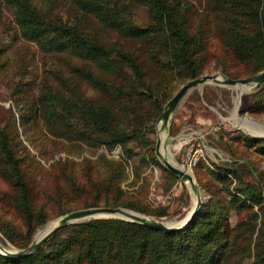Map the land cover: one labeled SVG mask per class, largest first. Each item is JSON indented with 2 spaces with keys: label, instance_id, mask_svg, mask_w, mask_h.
<instances>
[{
  "label": "rangeland",
  "instance_id": "rangeland-1",
  "mask_svg": "<svg viewBox=\"0 0 264 264\" xmlns=\"http://www.w3.org/2000/svg\"><path fill=\"white\" fill-rule=\"evenodd\" d=\"M29 1L52 20L78 26L102 42L116 44L136 55L148 71L147 79L154 88L156 100L153 103L139 97L128 103L137 116L135 130L139 135L126 144H116L118 154L110 151L114 146L95 141L104 135L97 133L85 141L57 132L52 121L44 120L43 106L48 102L43 94L79 90L85 99L103 102L104 96L87 83L80 70L91 68L102 77L105 73L94 65L22 38L9 1L0 0V127L20 160L38 216L37 227L27 246L45 225L68 212L92 207H121L165 222L184 220L195 206L193 194L186 183L164 166L155 153V144L159 135L158 119L165 104L192 78L177 68H160L156 72L155 60L151 59L145 42L119 36L92 14L82 12L77 6L78 0ZM122 2L120 15L139 26L149 24L145 6L129 0ZM194 2L202 11L204 1ZM206 29V59L196 77L223 73V63H232L215 15L210 17ZM230 66L227 67L231 68L230 72L246 75L241 64L238 68L234 64ZM254 91V85L246 86L240 93L237 87L205 83L188 92L171 117L168 144L173 159L194 178L202 203L214 195L230 197L235 183L233 176L221 168L223 162L234 163L242 179L255 183L264 193V155L257 143L247 140H264V107L261 103L254 104ZM115 107L118 117L123 119L120 99ZM53 122L70 124L69 119ZM218 170L225 176L224 181L214 175ZM15 206L14 191L0 170V222L19 228L21 221ZM155 209L165 210L166 215L158 217L149 213ZM261 214L264 216V210H258V206L228 208V221L235 227L236 239L223 264L254 263L255 245L264 244ZM0 244L11 250L23 249L10 244L1 231Z\"/></svg>",
  "mask_w": 264,
  "mask_h": 264
},
{
  "label": "trees",
  "instance_id": "trees-1",
  "mask_svg": "<svg viewBox=\"0 0 264 264\" xmlns=\"http://www.w3.org/2000/svg\"><path fill=\"white\" fill-rule=\"evenodd\" d=\"M14 12V21L22 38L47 46L61 53L94 65L105 73L102 77L91 68L80 70L82 77L104 101L94 103L83 97L79 90L68 93L47 91L43 99L46 123L52 121L57 132L69 133L82 140L104 135L103 142L110 147L126 144L139 135L135 130L136 114L128 105L142 97L155 102L154 88L148 82V71L136 55L116 44L108 45L78 26L61 20H52L42 14L29 0H8ZM145 6L149 24L139 26L120 15L122 0H78V8L98 18L119 36L145 42L153 68L182 69L188 78H196L206 59L207 29L210 17L220 23L221 38L232 62L223 63L221 71L230 78H244L264 69V35L261 28L262 0H203L202 11L195 0H129ZM199 1V0H196ZM241 64L245 76L236 71ZM230 66L228 69L227 67ZM254 104L264 107V82L255 86ZM122 102L124 118L118 117L115 107ZM69 119L70 124L65 120ZM64 121L58 125L53 121ZM72 125V126H71ZM52 126V125H51ZM257 143L264 155V140L247 138ZM222 169L234 178L228 199L214 195L201 207L183 229L166 233L139 223L114 218H97L75 223L60 229L36 252L11 259L0 254V264H223L233 249L235 227L228 221V208L258 206L264 210L263 189L243 180L232 162H223ZM220 169V168H217ZM0 170L14 191L16 212L21 227L0 222V231L10 244L26 248L37 227L36 209L32 192L25 179L19 158L10 147L0 127ZM218 170L216 177L224 181ZM230 183L231 180H230ZM229 190V188H228ZM149 213L161 217L165 210ZM254 218L258 215L254 212ZM264 224V216L261 214ZM253 264H264V244L255 245Z\"/></svg>",
  "mask_w": 264,
  "mask_h": 264
},
{
  "label": "water",
  "instance_id": "water-1",
  "mask_svg": "<svg viewBox=\"0 0 264 264\" xmlns=\"http://www.w3.org/2000/svg\"><path fill=\"white\" fill-rule=\"evenodd\" d=\"M260 21L261 28L264 35V0H262L261 8H260ZM264 82V69L251 76H247L244 78H230L223 73H214V74H204L199 77L193 78L186 83L182 84L180 88L173 94V96L167 101L164 106L163 112L161 113L158 121L160 122L159 132H163L166 134V138L164 142L158 138L155 144V153L164 166L171 172L174 176L178 177L181 181L186 183L194 196H196L195 206L193 208V212L191 215L180 222H165L158 218L145 216L139 213H135L131 210L121 208V207H92L86 209H80L68 212L61 217L57 218L55 221L45 225L39 232L45 230L44 233L32 240V242L24 249L20 250H11L7 249L0 244V254L7 258L15 259L19 257H23L29 254H32L39 250L46 242L49 240L57 230L68 226L70 224L86 220V219H97L103 217H112L119 218L130 222H135L142 224L144 226L150 227L155 230H159L166 233L176 232L184 227L193 219L197 211L202 205V201L199 194V188L194 180V178L182 167H176L169 163L167 159L161 156L160 150L165 145L168 144L169 139V124L173 113L175 112L177 106L183 99V97L190 92L191 90L202 86L205 83H213L219 84L227 87H246L249 85H259ZM52 224V226H51ZM50 226L49 228H47Z\"/></svg>",
  "mask_w": 264,
  "mask_h": 264
},
{
  "label": "bare ground",
  "instance_id": "bare-ground-1",
  "mask_svg": "<svg viewBox=\"0 0 264 264\" xmlns=\"http://www.w3.org/2000/svg\"><path fill=\"white\" fill-rule=\"evenodd\" d=\"M239 90H240V93L245 89V87H239L238 88ZM239 93V94H240ZM158 138L161 140V142H164V140H165V138H166V134L165 133H163V132H159V135H158ZM160 153H161V156L162 157H164L165 159H167L168 161H169V163L171 164V165H173V166H176V167H179L177 164H176V162L174 161V159H173V155H172V153H171V149H170V147H169V144H167V145H165L163 148H161V150H160ZM175 158V157H174ZM192 192V191H191ZM193 193V192H192ZM197 196V195H196ZM196 196H195V194H194V200H195V202H196ZM193 212V210L188 214V215H191V213ZM188 217V216H187ZM186 217V218H187ZM185 218V219H186ZM184 219V220H185ZM183 221V220H182ZM51 226H52V224H51ZM50 226H48L47 228H49ZM46 230V229H45ZM45 230H42L41 232H39L37 235H36V238H38V237H40L43 233H44V231Z\"/></svg>",
  "mask_w": 264,
  "mask_h": 264
},
{
  "label": "built area",
  "instance_id": "built-area-1",
  "mask_svg": "<svg viewBox=\"0 0 264 264\" xmlns=\"http://www.w3.org/2000/svg\"><path fill=\"white\" fill-rule=\"evenodd\" d=\"M101 149H102V150H104V149L106 150L105 146H101ZM110 151L112 152V154H115V153L118 154V146H117V145L114 146V148H113L112 150H110ZM195 159H196V158H195ZM195 161H196V160H195ZM188 168H190V167L188 166ZM188 168H187V169H188Z\"/></svg>",
  "mask_w": 264,
  "mask_h": 264
}]
</instances>
